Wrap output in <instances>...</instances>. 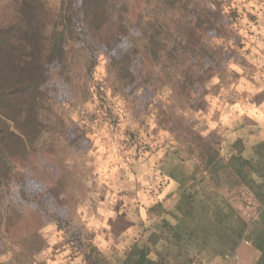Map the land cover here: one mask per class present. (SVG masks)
Wrapping results in <instances>:
<instances>
[{"label":"rangeland","instance_id":"374dc122","mask_svg":"<svg viewBox=\"0 0 264 264\" xmlns=\"http://www.w3.org/2000/svg\"><path fill=\"white\" fill-rule=\"evenodd\" d=\"M43 1L58 22L64 0ZM87 8L45 74L43 130L0 187V264L83 258L81 211L159 134H177L192 99L236 78L229 65L247 44L241 0H110L97 26Z\"/></svg>","mask_w":264,"mask_h":264},{"label":"crops","instance_id":"0c3cea01","mask_svg":"<svg viewBox=\"0 0 264 264\" xmlns=\"http://www.w3.org/2000/svg\"><path fill=\"white\" fill-rule=\"evenodd\" d=\"M241 6L247 44L233 56L236 78L192 99L177 134H159L81 211L88 251L109 264H220L228 253L264 264V0ZM248 201L258 209L250 225ZM88 251L50 264H86Z\"/></svg>","mask_w":264,"mask_h":264},{"label":"trees","instance_id":"16d2710c","mask_svg":"<svg viewBox=\"0 0 264 264\" xmlns=\"http://www.w3.org/2000/svg\"><path fill=\"white\" fill-rule=\"evenodd\" d=\"M0 11V187L12 175L13 161L33 146L43 130L36 114L48 69L64 54V42L74 14L97 12L92 24L104 20L102 5L110 0H64L59 21L43 0H3ZM86 264H109L96 250Z\"/></svg>","mask_w":264,"mask_h":264},{"label":"built area","instance_id":"2783aa9c","mask_svg":"<svg viewBox=\"0 0 264 264\" xmlns=\"http://www.w3.org/2000/svg\"><path fill=\"white\" fill-rule=\"evenodd\" d=\"M244 220L247 225L254 223L258 218V209L250 202H246L243 210ZM242 244L247 246L248 241H242ZM220 264H240L239 258L235 253H228L223 255Z\"/></svg>","mask_w":264,"mask_h":264},{"label":"clouds","instance_id":"9594fccd","mask_svg":"<svg viewBox=\"0 0 264 264\" xmlns=\"http://www.w3.org/2000/svg\"><path fill=\"white\" fill-rule=\"evenodd\" d=\"M229 67H232L231 65H229ZM237 71H239V69H236ZM215 82V81H214ZM211 127H215V125L213 124V125H211ZM109 215H111V213H109ZM53 242H55V241H53Z\"/></svg>","mask_w":264,"mask_h":264}]
</instances>
